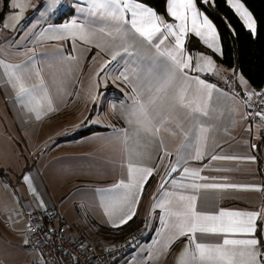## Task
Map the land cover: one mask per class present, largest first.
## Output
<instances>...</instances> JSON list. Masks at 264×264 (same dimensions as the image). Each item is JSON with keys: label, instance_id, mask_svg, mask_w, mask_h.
I'll use <instances>...</instances> for the list:
<instances>
[{"label": "crops", "instance_id": "1", "mask_svg": "<svg viewBox=\"0 0 264 264\" xmlns=\"http://www.w3.org/2000/svg\"><path fill=\"white\" fill-rule=\"evenodd\" d=\"M4 1L0 0V13ZM10 3L11 0L8 11L0 20L1 27L3 23L10 26L9 29L2 27L0 59L6 63L24 64L32 57L33 69L39 70L43 78V90L38 89V96L42 97L46 90L55 111L36 120L34 113H29L16 102L15 92L0 68V264H34L37 261V255L29 252L25 243L26 214L53 206L65 218L74 237L84 239L99 251L112 244L103 229L121 227L112 226L116 217L110 218L107 214L101 193L113 188L121 180L127 182L128 152L123 141L125 133L129 137V147L143 153L135 159L142 166L155 169L144 184L133 217L142 218L153 236L149 241L147 237L139 248L116 264H179L187 237L177 240L166 252H161L164 234L158 220L162 213L159 209H153L157 203L155 198L161 197V180L167 170L175 165L177 150L184 142V137L173 136L162 130L160 136L164 150L171 155L161 160V150L156 144L149 143L145 133L139 137L135 135L136 129L140 127L133 114L136 93L122 80H115V72L110 70L116 61L96 76L109 59L107 53L70 38L60 41L38 39L40 31L47 29L50 24L63 25L72 20L84 23L82 17H87L91 11L99 12V9L88 4V0H82L79 5L74 0H62L54 13H48L42 7L46 5V0H31V6L19 22L11 18L18 14V10L13 9ZM162 17L171 22L170 17ZM13 28L15 30H11ZM171 43L169 38L162 49ZM203 47L206 51L202 53H212ZM18 49L24 51L17 53ZM153 53L154 50H145L146 56ZM192 53L195 63V54L200 52ZM216 55L220 56L218 53ZM117 59L125 58L122 56ZM189 74L200 76L216 88L208 101V117H201V121L210 126L205 155L200 161H189L187 166L190 169H202L201 175L228 178L226 181L201 183H229L260 189L202 190L198 193L197 211L215 213L226 209L264 213V131L250 124L245 98L246 93L255 91L240 73L222 65H216V72L211 75ZM241 76L247 82L246 86L241 83ZM93 77L100 84L95 89V102L90 96ZM231 78L242 95L230 91L227 81ZM30 83L39 84V80L33 75ZM194 89L195 85L189 92L190 96ZM137 91L140 92L141 88L138 87ZM148 96L149 93L143 91L140 99L146 102ZM166 127L175 130L171 124ZM185 127H188V123H185ZM85 131L88 133L82 135ZM212 155L240 159L212 161ZM217 168L228 170L217 171ZM26 173L34 178L36 195L29 191L21 179ZM172 175L180 181V176L176 173ZM165 188H169V185L166 184ZM38 199L43 200V207L39 206ZM197 237L198 240L202 239L200 234ZM256 237L261 239L259 247L264 250V215L257 219ZM206 239L216 240L218 237ZM149 256L152 258L149 259Z\"/></svg>", "mask_w": 264, "mask_h": 264}, {"label": "snow or ice", "instance_id": "2", "mask_svg": "<svg viewBox=\"0 0 264 264\" xmlns=\"http://www.w3.org/2000/svg\"><path fill=\"white\" fill-rule=\"evenodd\" d=\"M81 2L82 0H74L78 5ZM61 3L62 0H46V5L42 7H45L46 12L54 13ZM215 3L216 0H167L166 12L171 18V22H168L151 7L145 6L142 0H88V4L99 9V12L91 11L87 17H82L84 23L72 20L71 23L63 25L50 24L47 29L40 31L38 39L60 41L70 38L107 53L109 59L104 62L96 76L116 61L110 70L115 72V80H122L136 93L133 114L136 115L140 127L136 129L135 135L139 137L141 133H145L149 143L156 144L161 150V160L171 155L164 150L161 131L184 137V142L177 150L175 165L167 170L166 176L161 180V197L155 198L157 203L153 211L159 209L162 213L158 220L164 234L161 252H166L177 240L187 237L179 264H264V250L259 247L262 241L256 237L257 219L264 213L226 209L215 213L197 211L198 193L202 190L260 189L229 183H201L210 180L226 181L228 178L201 175L202 169H190L187 166L189 161H200L205 155L210 126H206L201 117H208V101L216 88L200 76L189 73L211 75L216 72V64L213 56L206 53H196L194 63V55L186 48V44L191 36L212 53L223 54L217 27L198 6H214ZM226 3L254 34L256 21L241 0H226ZM10 6L18 10V14L11 18L19 22L31 6V0H11ZM80 11L83 12V9ZM2 27L9 29L10 26L3 23ZM169 38L172 43L162 49V45ZM145 50H154V53L146 56ZM22 51L24 50L18 49L17 53ZM122 56L127 64L125 59H117ZM28 59L29 62L24 64L6 63L4 59H0V68L15 92L16 102L29 113H34L36 120H41L48 112L55 111V108L46 90L42 97L38 96V89L43 90V78L39 70L33 69V58ZM33 75L39 80V84L30 83ZM240 81L246 86L247 82L242 76ZM193 85L195 89L190 96ZM99 87L100 84L93 77L90 92L93 102L97 100L95 89ZM138 87L141 88L140 92L137 91ZM143 91L149 93L146 102L140 99ZM253 94L246 93L247 98L250 100ZM259 95L264 98V93ZM255 116L264 120V112H255ZM185 123H188L187 128ZM169 124L174 126V131L166 127ZM128 138L125 133L123 141L128 152L127 182L121 180L113 188L101 193L107 214L110 218L116 217L112 224L116 228L133 219L144 184L155 171L153 167L142 166L135 159L143 153L129 147ZM236 159L240 158L211 156L212 161ZM173 173L180 176L179 182ZM21 179L29 191L36 195L34 178L26 173ZM166 184L169 188H165ZM38 204L43 207V200L38 199ZM197 234L202 239L198 240ZM207 237L218 239L208 240ZM157 243H160L159 237Z\"/></svg>", "mask_w": 264, "mask_h": 264}, {"label": "trees", "instance_id": "3", "mask_svg": "<svg viewBox=\"0 0 264 264\" xmlns=\"http://www.w3.org/2000/svg\"><path fill=\"white\" fill-rule=\"evenodd\" d=\"M143 4L151 7L158 14L169 19L167 15V0H142ZM252 13L256 21V34L249 32L240 17L228 6L226 0H216L214 6L199 4L198 6L209 16L218 29L222 55L214 54V59L228 69L240 73L255 92L264 87V0H241ZM9 0L4 1L0 20L8 11ZM191 52H205V48L195 38L188 42ZM88 131L83 132L85 135ZM152 184L149 183V186ZM145 221L136 217L119 229H103L112 244L126 239Z\"/></svg>", "mask_w": 264, "mask_h": 264}, {"label": "built area", "instance_id": "4", "mask_svg": "<svg viewBox=\"0 0 264 264\" xmlns=\"http://www.w3.org/2000/svg\"><path fill=\"white\" fill-rule=\"evenodd\" d=\"M3 32L0 26V34ZM231 92L242 95L233 78L228 79ZM264 87L255 92L249 100L247 96V117L250 124L264 131V120L255 116V112H264ZM27 250L37 255L34 264H116L122 257L128 256L139 248L148 235L146 225L138 228L124 240L115 242L102 250L95 249L84 239L76 238L59 210L53 206L43 211H31L26 214Z\"/></svg>", "mask_w": 264, "mask_h": 264}, {"label": "rangeland", "instance_id": "5", "mask_svg": "<svg viewBox=\"0 0 264 264\" xmlns=\"http://www.w3.org/2000/svg\"><path fill=\"white\" fill-rule=\"evenodd\" d=\"M207 15V14H206ZM250 32V31H249ZM254 34H256V32L254 33ZM191 38V37H190ZM220 45H221V43H220ZM187 48H188V43H187ZM188 50H189V48H188ZM190 51V50H189ZM200 53H202V52H200ZM208 54V53H207ZM208 55H210V56H213L214 55V53H210V54H208ZM220 55V54H219ZM218 56V55H217ZM221 56V55H220ZM214 57V56H213ZM214 59V58H213ZM215 64L217 65V66H219L220 64L217 62V61H215ZM219 64V65H218ZM77 230L79 231V230H81V228L80 229H78L77 228ZM149 235H147V237H148V240L147 241H149V239L150 238H152V236H153V233L151 232V230L149 231V233H148ZM146 237V238H147ZM146 240V239H145Z\"/></svg>", "mask_w": 264, "mask_h": 264}]
</instances>
